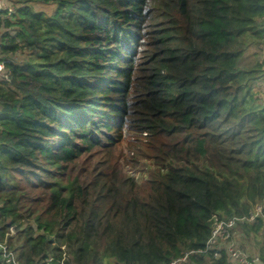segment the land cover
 <instances>
[{
    "label": "trees",
    "instance_id": "trees-1",
    "mask_svg": "<svg viewBox=\"0 0 264 264\" xmlns=\"http://www.w3.org/2000/svg\"><path fill=\"white\" fill-rule=\"evenodd\" d=\"M4 15L0 243L20 264H169L214 214L264 207V0H18ZM143 161L141 180L124 170ZM240 230L264 240V219Z\"/></svg>",
    "mask_w": 264,
    "mask_h": 264
},
{
    "label": "built area",
    "instance_id": "built-area-1",
    "mask_svg": "<svg viewBox=\"0 0 264 264\" xmlns=\"http://www.w3.org/2000/svg\"><path fill=\"white\" fill-rule=\"evenodd\" d=\"M13 12V0H0V15L2 13L10 16ZM3 19L4 18L2 17V21L0 23V47L3 43V37L5 36L7 39V35L12 32V28L6 27ZM6 61L7 60L0 61V78L10 82L11 72L5 66ZM263 208L262 204L257 203L249 212L248 216H234L226 220L221 219L214 214L210 219L211 234L205 245L198 250H187L183 252L181 256L173 259L169 264H197V262L194 261V258L198 255L218 260L222 251L226 252L231 264H264L259 253L254 254L247 251L239 242V239L244 237L240 230V225L245 222L253 221L258 216H261L264 219ZM0 248L5 263L20 264L16 255L12 251L8 250L5 243H0ZM60 264H63V262L60 261Z\"/></svg>",
    "mask_w": 264,
    "mask_h": 264
},
{
    "label": "rangeland",
    "instance_id": "rangeland-1",
    "mask_svg": "<svg viewBox=\"0 0 264 264\" xmlns=\"http://www.w3.org/2000/svg\"><path fill=\"white\" fill-rule=\"evenodd\" d=\"M18 0H13V6L15 8L16 3ZM34 10L36 11H43L44 13H46L47 15L51 14L54 11V6L51 4H41V3H36L33 5ZM20 59V56L17 57V59L14 60H18ZM252 59V56H251ZM250 60V57H249ZM257 91L261 94V96L264 97V81L263 82H259V88L257 89ZM138 134L135 130H131L129 129V127L125 128L123 131V138H124V142L123 145H127L128 141L133 139L134 135ZM127 153V151H126ZM144 162L143 161L141 164H139V166H137L136 169H132L130 170V165H124V170L127 171V173H129L131 176L136 177L138 179H142L145 178L147 176V173L144 171H141L144 168ZM150 162H146V164H149ZM264 240L262 239V237H258L256 238L254 235H250L249 238H240L239 242L241 244V246L243 245V247L246 248L247 251L254 253V254H262L263 249V242ZM208 264V263H207Z\"/></svg>",
    "mask_w": 264,
    "mask_h": 264
}]
</instances>
